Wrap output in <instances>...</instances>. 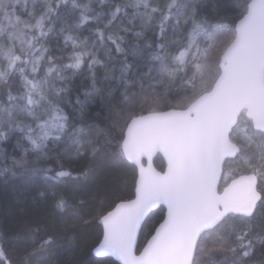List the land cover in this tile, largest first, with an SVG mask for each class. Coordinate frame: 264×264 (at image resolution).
<instances>
[{"label":"snow or ice","instance_id":"snow-or-ice-1","mask_svg":"<svg viewBox=\"0 0 264 264\" xmlns=\"http://www.w3.org/2000/svg\"><path fill=\"white\" fill-rule=\"evenodd\" d=\"M98 101L103 123L86 118ZM14 133L30 147L18 140L25 157L0 177L53 171L29 169L28 152L95 159L114 149L132 168L133 194L113 190L108 203L106 192L94 209L96 255L264 264V0H0V141ZM71 175L61 166L53 178ZM31 192L54 215L69 207L55 187L26 186L12 235L0 231L25 249L23 264L54 243L24 207ZM0 264H14L2 243Z\"/></svg>","mask_w":264,"mask_h":264},{"label":"trees","instance_id":"trees-1","mask_svg":"<svg viewBox=\"0 0 264 264\" xmlns=\"http://www.w3.org/2000/svg\"><path fill=\"white\" fill-rule=\"evenodd\" d=\"M87 2V0H84ZM93 7H96L93 2ZM235 13L229 14L226 24H231V19ZM87 34V32H85ZM87 81L80 78L75 86L81 87ZM144 111L147 112L148 105H144ZM165 108V104L160 105ZM137 112L141 110V105L136 104ZM108 116L107 109L101 102L91 106L86 118L90 121L105 122ZM116 135H119L117 132ZM23 147H30L26 140H23L22 134L14 133L5 141H0V169L11 168L13 159L25 157L23 147H17V141ZM63 149L61 148L60 151ZM29 169L35 165L37 168H51L53 171L48 175L40 172L25 171L23 169H14L17 175L13 176L11 172L6 177H0V231H3L6 237L11 236L17 226V220L20 216L18 201L21 194L25 192L26 186L33 188H51L63 192L67 201L68 209L62 216L54 215L51 208L43 203L37 205L31 200L34 192L27 193L24 207L29 216L46 225V231L54 237V243L35 255L29 257L31 264H117L111 258H97L92 251L99 243L102 236L101 226L98 219L95 218L94 209L99 200L109 193L106 198L110 203L113 197L110 195L113 190L119 192L124 198L133 194V171L130 166L121 161L116 155L114 149H106L100 152L95 159L88 156L56 158V153H52V158L47 160L37 159L32 152L26 155ZM155 167L159 170L164 166L162 159L157 156L154 160ZM63 167L65 171H70L71 176L54 179L55 170ZM87 169V175H81V172ZM67 223L70 227L65 231L60 225ZM41 235H44L41 232ZM145 236L139 235V245L142 246ZM8 250L9 256L14 264H23L25 258V249L15 241L5 239L0 241ZM30 251V249H28Z\"/></svg>","mask_w":264,"mask_h":264},{"label":"water","instance_id":"water-1","mask_svg":"<svg viewBox=\"0 0 264 264\" xmlns=\"http://www.w3.org/2000/svg\"><path fill=\"white\" fill-rule=\"evenodd\" d=\"M249 2H251V0H250ZM146 114H147V113H146ZM157 156H160V158L162 159V161H163V163H164V160H163V156H162V154L157 153V154H155V155L153 156V166H154V167H155V165H154V160H155V158H156ZM146 163H147V161L145 160V164H146ZM98 224L101 226V229H102V236H101V239H100V241H99V243H100V242L102 241V239H103V226H102V224L99 223V221H98ZM139 235H140V234H139ZM139 235H138V245H139ZM99 243L96 245V247L99 245ZM92 253H93V255H94L95 257H97V258L108 257V258H111L113 261H115L117 264H119V261H118L117 258L114 257V256H111V255H102V256H98V255L95 254L94 249H93Z\"/></svg>","mask_w":264,"mask_h":264},{"label":"flooded vegetation","instance_id":"flooded-vegetation-1","mask_svg":"<svg viewBox=\"0 0 264 264\" xmlns=\"http://www.w3.org/2000/svg\"><path fill=\"white\" fill-rule=\"evenodd\" d=\"M146 113H147V112H146ZM146 113H145V114H146Z\"/></svg>","mask_w":264,"mask_h":264}]
</instances>
